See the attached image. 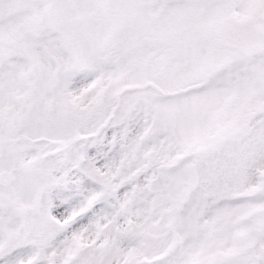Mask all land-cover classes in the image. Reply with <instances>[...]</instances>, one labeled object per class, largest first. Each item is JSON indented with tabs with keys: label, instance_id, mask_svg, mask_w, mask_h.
Masks as SVG:
<instances>
[{
	"label": "snow or ice",
	"instance_id": "6c2138e0",
	"mask_svg": "<svg viewBox=\"0 0 264 264\" xmlns=\"http://www.w3.org/2000/svg\"><path fill=\"white\" fill-rule=\"evenodd\" d=\"M0 264H264V0H0Z\"/></svg>",
	"mask_w": 264,
	"mask_h": 264
}]
</instances>
